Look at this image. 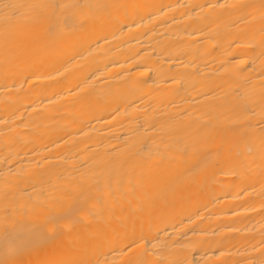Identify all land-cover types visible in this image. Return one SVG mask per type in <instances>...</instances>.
Listing matches in <instances>:
<instances>
[{
	"label": "bare ground",
	"instance_id": "bare-ground-1",
	"mask_svg": "<svg viewBox=\"0 0 264 264\" xmlns=\"http://www.w3.org/2000/svg\"><path fill=\"white\" fill-rule=\"evenodd\" d=\"M0 264H264V0H0Z\"/></svg>",
	"mask_w": 264,
	"mask_h": 264
}]
</instances>
